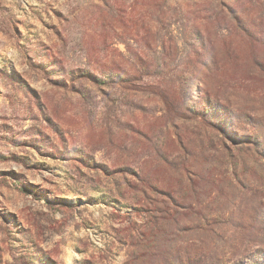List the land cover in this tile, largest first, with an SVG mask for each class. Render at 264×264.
<instances>
[{"label": "rangeland", "instance_id": "rangeland-1", "mask_svg": "<svg viewBox=\"0 0 264 264\" xmlns=\"http://www.w3.org/2000/svg\"><path fill=\"white\" fill-rule=\"evenodd\" d=\"M0 264H264V0H0Z\"/></svg>", "mask_w": 264, "mask_h": 264}, {"label": "trees", "instance_id": "trees-1", "mask_svg": "<svg viewBox=\"0 0 264 264\" xmlns=\"http://www.w3.org/2000/svg\"><path fill=\"white\" fill-rule=\"evenodd\" d=\"M89 74V73H88ZM126 81H128V82H132V81H129V80H126ZM127 89H129V90H131L132 88L131 87H126ZM138 90H139V86L138 87H136ZM182 103V104H181ZM180 104L179 103H174L171 107H170V109L175 113V115H173V119L174 118H178V116L179 115H181V113L180 112H178V108L177 107H180L181 109H182V112H183V114L181 115L182 117H184L185 116V106H184V104H183V101L181 102ZM171 111V112H172ZM179 114V115H178ZM181 116L179 117V118H181ZM202 117L201 115H198V114H196V117Z\"/></svg>", "mask_w": 264, "mask_h": 264}]
</instances>
